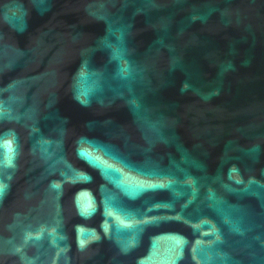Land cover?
I'll use <instances>...</instances> for the list:
<instances>
[{
    "label": "water",
    "instance_id": "water-1",
    "mask_svg": "<svg viewBox=\"0 0 264 264\" xmlns=\"http://www.w3.org/2000/svg\"><path fill=\"white\" fill-rule=\"evenodd\" d=\"M0 264H264V0H0Z\"/></svg>",
    "mask_w": 264,
    "mask_h": 264
}]
</instances>
